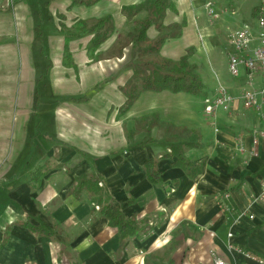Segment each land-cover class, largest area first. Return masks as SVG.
Returning <instances> with one entry per match:
<instances>
[{
    "label": "crops",
    "instance_id": "obj_1",
    "mask_svg": "<svg viewBox=\"0 0 264 264\" xmlns=\"http://www.w3.org/2000/svg\"><path fill=\"white\" fill-rule=\"evenodd\" d=\"M142 1L72 7V0L47 1L54 30L46 35L43 29L49 73H59L57 81L64 80L68 91L102 82L98 92L109 97L98 106L94 124L85 119L84 107L78 106L76 114L58 109L63 120L81 116L77 132L89 145L82 149L69 141L54 145L47 134L33 140L37 76L30 46L36 42V23L21 0H0V264H215L217 259L261 264L264 200L256 198L264 183V137L258 134L264 130V105L245 107V72L233 80L222 78L217 68L224 64V50L213 57L217 49L208 39L215 24L225 33L221 18L228 11L223 10L235 8V0H215L221 13L216 22L206 12V0H174L164 24L185 21L186 26L160 51L178 60L193 48L191 61L207 97L223 84L234 97L230 106L208 115L207 97L145 91L118 117L126 100L120 86L133 74L127 65L132 45L120 57L106 54L119 33L131 36L137 20L146 16L129 19L123 7ZM106 14L113 15L115 31L100 48L104 58L93 62L87 55L93 34L71 36L74 64L66 66L62 24L71 27ZM147 34L154 39L159 31L152 26ZM205 52H211L207 75L200 67ZM150 161L151 172L146 168ZM87 175L97 179L100 193L81 182ZM105 207L118 211L129 225L122 230L112 224Z\"/></svg>",
    "mask_w": 264,
    "mask_h": 264
},
{
    "label": "trees",
    "instance_id": "obj_2",
    "mask_svg": "<svg viewBox=\"0 0 264 264\" xmlns=\"http://www.w3.org/2000/svg\"><path fill=\"white\" fill-rule=\"evenodd\" d=\"M101 0H72L70 7L75 5H94ZM174 0H145L139 5H129L123 7V12L129 19H133L142 9L146 16L137 20L138 28L131 35L126 36L119 34L113 46L112 52L118 57L122 56L124 49L132 45L130 60L128 67L133 70L132 76L126 81L120 90L126 97V100L118 110V117L127 113L133 104L137 101L140 95L145 91L161 92L168 90L173 93L184 92L199 98H206L205 83L202 76L198 72V66L191 61L193 48H190L187 53L178 60L164 58L160 55L161 48L165 41L169 38L180 37L186 22H175L169 25L164 24L166 11L172 7ZM155 26L159 31L156 38L148 37V29ZM62 32L66 35L64 64L70 66L74 64L71 58L69 39L71 36L93 34L87 44V55L91 61L97 62L104 58L105 54L100 50L115 31V23L112 14H106L100 18L91 20H78L71 27L62 24ZM35 40L38 42L44 41V30L41 27H36ZM49 68L52 64H48ZM103 85L98 83L95 88ZM88 100L87 97L81 98ZM154 162L146 166L149 172L154 167ZM82 183H87L89 186L97 187L98 182L94 176H84L81 178ZM101 195V194H100ZM105 214L110 219L112 224L117 225L124 230L129 223H125L118 211L106 208Z\"/></svg>",
    "mask_w": 264,
    "mask_h": 264
},
{
    "label": "rangeland",
    "instance_id": "obj_3",
    "mask_svg": "<svg viewBox=\"0 0 264 264\" xmlns=\"http://www.w3.org/2000/svg\"><path fill=\"white\" fill-rule=\"evenodd\" d=\"M21 1L27 4L28 7L30 8L31 15H29V17L34 19V23H36L35 24L36 27L39 26L42 29H44L47 32L46 35H48L51 31L52 32L54 31L53 26L48 21L49 17L51 16L48 8L49 7L47 2L48 0H21ZM144 2L145 0L133 5H139ZM235 3H236L235 9H237V13L233 15L229 10L228 14L223 15L221 18L222 19L221 21L224 24L225 33H221V29L219 25L215 24L210 32V35L208 36V39H210V42L212 44L213 50L217 49L216 52L213 53L214 54L213 57L220 56L219 53H217L219 52L218 50H220V48L224 50L222 57V62L224 64H222L217 68L219 73L222 75V78L232 79V80L234 79V77L230 73L228 66L225 63V60L227 59L226 58L227 51L232 48L229 46L228 41H225V39L227 38L229 32L232 29H236L237 27H239L241 25L240 23H242L243 21H246L248 24H250L253 27V32L255 34H258L259 31L257 25V15L255 12V8L258 6L259 0H235ZM55 4H58L57 6H59L61 9L64 8V4L60 2L54 1L53 5ZM123 13L125 14V12ZM144 13L145 12L142 9L136 16L137 17L142 16V14ZM60 17L61 16L58 14V18ZM219 18L215 20L212 18L211 19L213 22H216L217 20H219ZM119 34L125 35L122 32ZM47 45L48 44L47 42L45 43V41H43L42 43L36 41L34 44L30 46L32 56L34 57L35 60V70L37 76V86H36V96H35L37 105H36V113L32 120L33 123L32 131L34 132L33 140L36 139L37 140L36 142H38L42 140L47 134L48 139L50 140V142L54 143V145H61L62 141H67V142L69 141L70 144L75 145L79 148L88 149L89 145L82 144V140L80 139L79 133L77 132V127L82 126L80 121L81 116H79V118H76L69 115L67 116V118L65 117V119L63 120L64 118L62 116L63 113L59 112L58 109L60 107H65L71 110L73 114H76L79 110L77 109L78 106H80L79 108L84 107L85 119L89 122V124H94L95 123L94 121L96 120L95 118L98 114V108H99L98 106H101L102 104L107 102L109 97L103 96L102 98V94L98 92V88H88L84 90L83 85H81L77 90L75 89L72 91H68L67 89H70V87L63 84L65 83L64 80L57 81V77L60 75L59 73L53 71L49 73L50 68L48 64H50L49 62L50 48ZM210 53L211 52H205L200 56V67L204 75H207V72L209 71L210 64L208 63V55ZM106 55H110V53H107ZM258 78L261 81V76L257 77L256 79L257 82H259ZM208 80L207 82L209 83ZM206 88L207 86L205 87V89ZM214 95L215 93L214 94L212 93L210 97H213ZM84 97H87L88 100L81 99ZM110 109L111 107L108 109L107 113L110 112Z\"/></svg>",
    "mask_w": 264,
    "mask_h": 264
},
{
    "label": "built area",
    "instance_id": "obj_4",
    "mask_svg": "<svg viewBox=\"0 0 264 264\" xmlns=\"http://www.w3.org/2000/svg\"><path fill=\"white\" fill-rule=\"evenodd\" d=\"M205 9L212 19H218L221 13L216 9L215 0H206ZM235 15L237 9L230 8L223 10ZM257 15L258 34L253 32V27L246 21L236 29H232L227 41L232 48L227 51L228 69L234 78H240L244 72L246 81L241 89V98L245 107L260 109L264 105V0H259L258 6L255 8ZM261 76V82H257L256 78ZM234 97L229 93L226 86L219 84L215 95L207 97L205 101L204 111L208 115H213L218 108H228ZM264 137V130L258 132ZM258 135L254 137L253 143L258 144ZM229 197V194H224ZM256 200H264V183L263 193ZM99 208V206H96ZM250 217H254L250 215ZM261 264H264V258H257ZM215 264H224L223 260L217 259Z\"/></svg>",
    "mask_w": 264,
    "mask_h": 264
}]
</instances>
